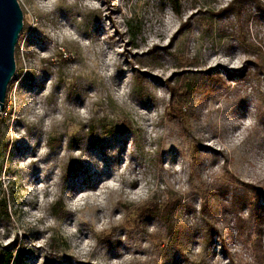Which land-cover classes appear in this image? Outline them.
Listing matches in <instances>:
<instances>
[{
  "label": "rangeland",
  "instance_id": "obj_1",
  "mask_svg": "<svg viewBox=\"0 0 264 264\" xmlns=\"http://www.w3.org/2000/svg\"><path fill=\"white\" fill-rule=\"evenodd\" d=\"M179 1L17 0L0 250L264 264V0Z\"/></svg>",
  "mask_w": 264,
  "mask_h": 264
},
{
  "label": "water",
  "instance_id": "obj_2",
  "mask_svg": "<svg viewBox=\"0 0 264 264\" xmlns=\"http://www.w3.org/2000/svg\"><path fill=\"white\" fill-rule=\"evenodd\" d=\"M22 29L23 14L17 0H0V115L15 74L14 51Z\"/></svg>",
  "mask_w": 264,
  "mask_h": 264
},
{
  "label": "trees",
  "instance_id": "obj_3",
  "mask_svg": "<svg viewBox=\"0 0 264 264\" xmlns=\"http://www.w3.org/2000/svg\"><path fill=\"white\" fill-rule=\"evenodd\" d=\"M167 3L171 6V10L174 12L175 15L180 16L182 5L179 0H166ZM241 1L240 0H233L232 3L226 7L224 12H228L230 10H237L238 15L240 14L239 11H241ZM187 21L182 24V27L184 28L187 26ZM256 66H258V63H255ZM174 89L170 88L171 90V98L174 99ZM165 112H167L168 116H170V113L167 109H165ZM172 114V112H171ZM0 264H25L23 251L22 249L18 248L17 250L9 249L7 247L0 250Z\"/></svg>",
  "mask_w": 264,
  "mask_h": 264
},
{
  "label": "bare ground",
  "instance_id": "obj_4",
  "mask_svg": "<svg viewBox=\"0 0 264 264\" xmlns=\"http://www.w3.org/2000/svg\"><path fill=\"white\" fill-rule=\"evenodd\" d=\"M155 48V47H154Z\"/></svg>",
  "mask_w": 264,
  "mask_h": 264
}]
</instances>
